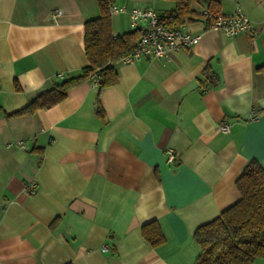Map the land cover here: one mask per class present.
Here are the masks:
<instances>
[{"label": "crops", "instance_id": "1", "mask_svg": "<svg viewBox=\"0 0 264 264\" xmlns=\"http://www.w3.org/2000/svg\"><path fill=\"white\" fill-rule=\"evenodd\" d=\"M217 1L252 29L227 36L200 17L183 24L202 33L198 44L169 60L116 62L117 83L99 94L91 78L32 115L0 114V264H194V230L239 199L249 160L264 167V0ZM111 2L127 7L111 14L114 35L134 29L135 7H175ZM99 14L97 0H0L5 112L82 72L83 23ZM152 220L165 237L154 247L141 234Z\"/></svg>", "mask_w": 264, "mask_h": 264}, {"label": "trees", "instance_id": "2", "mask_svg": "<svg viewBox=\"0 0 264 264\" xmlns=\"http://www.w3.org/2000/svg\"><path fill=\"white\" fill-rule=\"evenodd\" d=\"M172 1L174 9L160 18L165 26L172 27L203 18L202 12L191 8L192 1L201 0ZM97 3L99 16L83 23V50L87 65L82 72L39 92L28 104L12 113L5 112L0 106V114L6 117L32 115L39 109L62 101L70 88L95 76L100 79L98 94L104 87L117 83L118 74L114 64L131 50L141 31L133 29L114 35L109 12L111 0H97ZM207 3V11L221 14L217 0H207ZM15 88L19 89L17 83ZM98 112L103 114L99 104ZM235 185L239 199L194 230L193 238L200 246L194 264H252L256 258H264V167L255 159L249 160L236 178ZM141 234L153 247L165 239L155 220L143 224Z\"/></svg>", "mask_w": 264, "mask_h": 264}, {"label": "built area", "instance_id": "3", "mask_svg": "<svg viewBox=\"0 0 264 264\" xmlns=\"http://www.w3.org/2000/svg\"><path fill=\"white\" fill-rule=\"evenodd\" d=\"M127 7L124 4H110V14L124 13ZM60 9H55L54 14L59 15ZM203 19L206 21L207 29L219 30L227 36H235L239 33L252 29L253 24L239 7L230 14L215 15L204 10ZM129 17L134 29L141 31L140 37L131 50L123 56L119 62L128 64L143 59L169 60L171 54L181 49L191 48L198 44L202 38V33H192L183 24L172 27L165 26L160 22L161 14L152 8L135 7L130 10ZM100 79L92 78V86L96 87ZM226 131L228 126H221ZM18 145L24 147L22 142ZM176 157L172 148L167 150V161L171 162ZM35 184H31L26 189V193H34ZM107 250V246L102 247Z\"/></svg>", "mask_w": 264, "mask_h": 264}]
</instances>
